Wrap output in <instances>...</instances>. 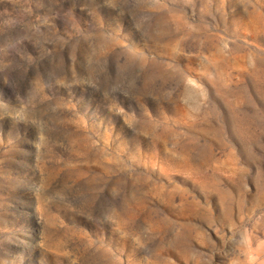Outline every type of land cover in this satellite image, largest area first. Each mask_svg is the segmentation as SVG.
<instances>
[{
    "label": "rangeland",
    "instance_id": "374dc122",
    "mask_svg": "<svg viewBox=\"0 0 264 264\" xmlns=\"http://www.w3.org/2000/svg\"><path fill=\"white\" fill-rule=\"evenodd\" d=\"M0 264H264V0H0Z\"/></svg>",
    "mask_w": 264,
    "mask_h": 264
}]
</instances>
